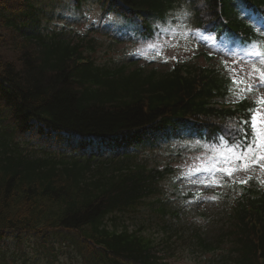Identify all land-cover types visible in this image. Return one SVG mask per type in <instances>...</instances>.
<instances>
[{
    "label": "trees",
    "instance_id": "16d2710c",
    "mask_svg": "<svg viewBox=\"0 0 264 264\" xmlns=\"http://www.w3.org/2000/svg\"><path fill=\"white\" fill-rule=\"evenodd\" d=\"M37 1L0 0V240L32 236L46 253L69 252L82 264H169L184 249L204 264H264V186L241 185L229 208L221 203L212 216L211 233L182 227L150 199L173 166L151 165L147 147L183 129L232 144L227 126L253 103L212 106L235 87L226 60L177 58L165 71L112 63L100 50L103 27L69 39L44 32ZM97 1L102 15L124 16L145 38L184 2ZM186 2L199 28L231 38L241 32L264 50V36L237 19L239 4L252 10L264 0Z\"/></svg>",
    "mask_w": 264,
    "mask_h": 264
},
{
    "label": "rangeland",
    "instance_id": "374dc122",
    "mask_svg": "<svg viewBox=\"0 0 264 264\" xmlns=\"http://www.w3.org/2000/svg\"><path fill=\"white\" fill-rule=\"evenodd\" d=\"M187 3L184 0L182 6L176 9L171 26L165 25L167 27L155 38L146 41H122L118 36L102 35L101 52L109 51L111 56L120 62L131 60L132 55L137 66L159 69L171 68L177 58L186 59L201 50L215 52L232 65L234 58L239 61L243 53L239 48L230 47V44H234L233 40L231 43L223 39L218 40L213 34L201 32L196 28L195 18ZM37 4L42 8L40 16L44 27L49 32L63 30V34L69 38L86 33L93 25H98L100 22L108 24V30L115 32L114 30L124 22L113 13H108L103 18L101 6L97 0H83L79 7L72 0H40ZM185 12L189 15H182ZM241 16L248 21L252 19L246 12ZM194 31L202 34L205 38L204 42L189 35ZM244 60L245 63L237 68L238 79H247L246 74L251 70L252 63L260 66L258 60L249 61L246 57ZM249 95L257 98L264 96V87ZM153 149L155 150L144 151L149 162L162 164L171 160L176 166L174 175L169 180L167 178L164 180L167 191L165 190L162 194V199L167 208L179 211L184 217L183 220H187L184 227L198 226L210 233L215 230V219L212 216L221 213L222 210V204L217 205L221 202L220 197H225L229 193L233 195L232 189L235 188L237 181L250 180L249 177H251L254 181L264 183V169L259 166L237 172L233 177H228L213 168V165L222 166L218 164L221 159L220 153L227 155L228 148L222 145L210 146L188 132H185L182 140L161 141ZM193 166L213 170L191 174ZM168 181L175 185L172 189L173 193L170 192ZM189 193H193L194 197L186 198L185 195ZM23 242L22 248H18L13 241H0V252H3L0 256V264H82L71 253H61L56 257L48 256L44 249L37 246L34 238L26 237ZM11 249L19 251L13 254L10 253ZM73 258L74 261H72ZM198 260L199 264L205 263L202 255L196 256L190 252L179 251L170 264H198Z\"/></svg>",
    "mask_w": 264,
    "mask_h": 264
},
{
    "label": "snow or ice",
    "instance_id": "6c2138e0",
    "mask_svg": "<svg viewBox=\"0 0 264 264\" xmlns=\"http://www.w3.org/2000/svg\"><path fill=\"white\" fill-rule=\"evenodd\" d=\"M243 11V9H241ZM182 15H189L187 12ZM250 18V17H248ZM111 19V17H109ZM264 28V25L261 26ZM210 29H205L209 31ZM189 35L204 42L205 38L199 31L190 32ZM245 41V48L242 49V56L239 61L233 59V65L229 67L228 62L224 61L225 70L231 73L227 77L231 85L228 93L234 97L232 102H239L245 100L248 94L253 93L261 87H264V50L249 38L241 37ZM211 55V53H209ZM249 61L258 60L259 65L256 63L251 64V70L246 74L247 79L237 78V68L245 63L244 58ZM251 81V82H249ZM257 105L254 109H249V120H241L237 124H230L227 126L225 135L228 140L232 141L231 147L228 148V154L220 153L221 159L218 164L222 165L217 167L213 165L218 171L224 173L228 177H233L235 173L240 171H247L251 168L259 166L264 169V96H260L258 100L254 101ZM218 142L225 141L224 136L216 137ZM223 146V145H222ZM212 168L192 167L191 174L200 173L201 171H212ZM251 179V177H249ZM203 183V181H202ZM240 184H247V180L238 181Z\"/></svg>",
    "mask_w": 264,
    "mask_h": 264
}]
</instances>
